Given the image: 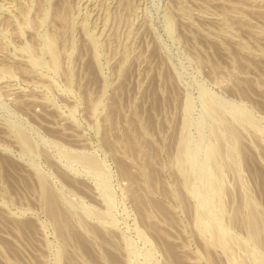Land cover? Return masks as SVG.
Returning a JSON list of instances; mask_svg holds the SVG:
<instances>
[{
  "label": "rangeland",
  "instance_id": "obj_1",
  "mask_svg": "<svg viewBox=\"0 0 264 264\" xmlns=\"http://www.w3.org/2000/svg\"><path fill=\"white\" fill-rule=\"evenodd\" d=\"M15 1L30 21L0 9V264H264V0ZM205 95L256 120L239 125L233 157ZM183 137L199 161L189 179ZM211 143L229 250L196 225L203 197L218 200L201 166Z\"/></svg>",
  "mask_w": 264,
  "mask_h": 264
},
{
  "label": "bare ground",
  "instance_id": "obj_2",
  "mask_svg": "<svg viewBox=\"0 0 264 264\" xmlns=\"http://www.w3.org/2000/svg\"><path fill=\"white\" fill-rule=\"evenodd\" d=\"M3 6L0 5V9L2 12H6L9 15V20L13 23H16V17L21 15L25 22L29 23L30 19L28 17L27 11L21 10L17 5L15 0H6ZM46 6L42 7L44 10V15L47 14ZM224 32L234 36L235 33L226 28L223 30ZM1 34V33H0ZM29 47L26 46V49ZM45 48L47 53L51 57L52 64L55 69L59 68L60 60H59V51L57 49L56 43L53 38L46 36L45 37ZM31 64L34 68H38L39 66L43 65V61L40 58H31ZM36 70V69H35ZM206 105L212 109V111L219 117V119L223 122L224 130L219 133V137L225 140H228L230 143V147L228 149L229 156H234L236 152V141L240 135V128L239 125H256V120L251 114V112L241 106L236 104H230V111L232 113V118L228 119L225 115L226 110L224 106H226L223 102L215 99L210 95H205ZM187 112H189V106L187 107ZM21 141L25 147L28 149L32 146V141L28 138L26 133L22 130L19 131ZM222 153V149L220 146L211 143L208 146L207 156L204 161L201 162V166L205 170L206 173V187L208 195L217 196L218 200L214 202H208L210 199L208 196H204L202 202L204 204V209H201L197 212L196 215V225L199 228L201 233H206L207 231H211L213 234V241L216 244L221 245L226 250L230 249V239L231 235L224 229H220L216 225V219L220 215L222 211V203L220 199L222 185L220 181V164H219V157ZM179 160L182 162V171L185 173L187 179L190 177L189 166L186 167L184 164L192 163L193 165L199 162L196 158L195 150L190 148V142L187 137H183L180 144L179 150ZM80 161L87 163L90 167L95 169L99 172L101 168L100 163L93 157H89L86 155L80 154L78 156ZM189 163V164H190ZM193 168V166L190 164ZM40 181L43 186L46 185L47 181L45 176L40 175ZM108 195L110 194L107 189ZM47 190H45V195H47ZM50 201L51 212L56 217L57 213L55 212L54 201ZM261 209L258 204L251 198L247 200V209L245 212V222L249 228V237L254 242H261ZM68 219L65 220L67 222ZM257 257L261 256L260 253L256 254ZM232 264H241L239 261H234Z\"/></svg>",
  "mask_w": 264,
  "mask_h": 264
}]
</instances>
